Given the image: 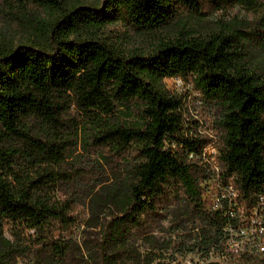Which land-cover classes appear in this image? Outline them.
Masks as SVG:
<instances>
[{
	"label": "trees",
	"instance_id": "1",
	"mask_svg": "<svg viewBox=\"0 0 264 264\" xmlns=\"http://www.w3.org/2000/svg\"><path fill=\"white\" fill-rule=\"evenodd\" d=\"M257 1H0L9 27L32 30L26 44L0 42V264H171L172 247L223 255L227 219L207 183L232 186L248 209L264 197V75L248 63L250 46L264 53V14L207 38L188 21ZM113 23L179 33L126 51L100 35ZM171 78L215 108L217 136L187 130ZM79 149L102 153L104 179L77 168ZM188 229L189 246L163 235Z\"/></svg>",
	"mask_w": 264,
	"mask_h": 264
},
{
	"label": "rangeland",
	"instance_id": "2",
	"mask_svg": "<svg viewBox=\"0 0 264 264\" xmlns=\"http://www.w3.org/2000/svg\"><path fill=\"white\" fill-rule=\"evenodd\" d=\"M1 1V0H0ZM81 5L88 7H100L104 0H78ZM2 9V12H1ZM7 10L1 6L0 3V42L14 43L16 45L28 43L30 39L32 30H17V28H11L6 23L8 17L5 16ZM264 14V0L257 1L255 6L244 5L240 2H235L231 5H225L223 9L217 13L209 16L206 19L193 18L188 21V25L194 30L195 36L200 38H207L212 34L222 30L224 27H234L240 28V24L245 21H250L253 18L260 17ZM3 20V22H1ZM179 33V29L176 27H170L167 30L150 33L147 35H135L126 31L124 28L120 27L116 23L111 24L106 30L103 31L102 36H105L109 40L117 43L120 47L126 51L140 49L145 51L152 50L153 47L162 39L172 38ZM249 66L254 70L263 73L264 75V53L260 52L256 48L250 46V55L248 60ZM165 88L169 93L182 96L186 99L185 109L188 112L185 114V123L187 130H192L193 132L201 135H214L217 134L213 131L215 121L218 118V113L209 103L199 99V94L193 92V88L190 83L184 80H177L175 78L166 79L164 81ZM200 100V101H199ZM119 116H122L119 114ZM124 117V116H122ZM125 118V117H124ZM210 149V146L206 148ZM210 153L212 150H207ZM102 153L96 154H86L82 149L76 151L77 156V168L82 167L90 173L91 177H101L104 179V172L107 171L105 162L100 155ZM99 175V176H98ZM88 202V201H87ZM85 202L83 206L78 208V213L81 220L86 219L89 216V211L92 205ZM170 219V218H169ZM169 223L166 221L164 223V228L168 229ZM85 230V226L81 225L78 228V235L82 237V231ZM194 233V232H193ZM158 234V233H157ZM196 234V231H195ZM195 234L190 237V230H186L183 233H165L163 235L172 237L173 239L179 238L184 241L186 245L192 244V238H196ZM159 235V234H158ZM168 256H173L174 261L171 264H206L209 262H219L223 264V260H219L221 255L215 254L213 251L205 254L204 252H186L184 255H179L176 252V248L172 247L168 251ZM26 261L23 264H27Z\"/></svg>",
	"mask_w": 264,
	"mask_h": 264
},
{
	"label": "built area",
	"instance_id": "3",
	"mask_svg": "<svg viewBox=\"0 0 264 264\" xmlns=\"http://www.w3.org/2000/svg\"><path fill=\"white\" fill-rule=\"evenodd\" d=\"M181 80L180 78H175ZM207 150H212L208 153ZM205 150V158L211 163L214 173L219 171L218 160L214 156L216 148ZM205 197L214 210H223L227 219L222 233L224 237L223 255L219 260L227 262L229 256H240L250 264H264V197L251 208L238 203V192L232 187H221L215 182L207 183Z\"/></svg>",
	"mask_w": 264,
	"mask_h": 264
},
{
	"label": "water",
	"instance_id": "4",
	"mask_svg": "<svg viewBox=\"0 0 264 264\" xmlns=\"http://www.w3.org/2000/svg\"><path fill=\"white\" fill-rule=\"evenodd\" d=\"M206 264H221L219 262H209V263H206Z\"/></svg>",
	"mask_w": 264,
	"mask_h": 264
}]
</instances>
